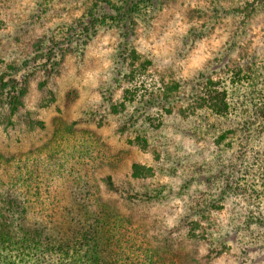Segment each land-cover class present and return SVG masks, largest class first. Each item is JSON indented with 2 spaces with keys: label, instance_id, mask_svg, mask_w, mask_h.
I'll return each instance as SVG.
<instances>
[{
  "label": "rangeland",
  "instance_id": "rangeland-1",
  "mask_svg": "<svg viewBox=\"0 0 264 264\" xmlns=\"http://www.w3.org/2000/svg\"><path fill=\"white\" fill-rule=\"evenodd\" d=\"M93 1L0 0V75L28 80L24 108L11 117L6 109L0 111V204L17 199L25 209L33 206L29 219L46 221L55 214L51 203L68 205L88 190L90 197L114 209L113 219L128 230L124 236L142 242L132 251L121 245L131 264H149L163 253L177 264H264V121H254L253 130L258 127L261 133L250 131L247 144L239 133L226 134L217 144L230 122L196 111L187 97L208 77L229 85L235 70L242 75L253 70L257 81L263 78L264 10L247 18V0H155L159 4L136 20L126 39L110 23L90 40L70 38L67 27ZM125 44L135 50L136 61L122 55ZM48 50L62 60L58 74L47 78L41 58ZM173 84L178 91L163 103V91ZM111 106L119 108L117 113ZM205 124L217 131L207 132ZM239 157H251L235 167L247 201L214 195L221 209L199 223L189 240L181 239L185 232L175 228L186 196L174 194L161 205H130L104 184L110 176L116 185L175 190L196 162L218 161L228 167ZM134 164L149 169L145 177L132 178ZM204 193L196 198L207 199ZM255 217L259 225L251 222ZM229 223L236 232L226 229ZM210 232L214 238L229 235L219 256L207 246ZM165 236L176 251L157 246L154 237L161 243ZM149 249L150 254L141 253ZM8 251L0 256H16Z\"/></svg>",
  "mask_w": 264,
  "mask_h": 264
},
{
  "label": "trees",
  "instance_id": "trees-1",
  "mask_svg": "<svg viewBox=\"0 0 264 264\" xmlns=\"http://www.w3.org/2000/svg\"><path fill=\"white\" fill-rule=\"evenodd\" d=\"M154 1L94 0L86 10V14L67 27L68 35L76 41H87L95 35L98 28L110 23L119 28L120 31H124L125 33L122 34L123 38L126 39L128 32L133 33L136 20L143 18L145 14H149L159 4ZM244 8L247 11V18L253 17L264 10V0H247ZM126 45L121 52L122 55L132 62L136 61L138 58L135 50H131ZM43 53H45L46 58H41V61H44L42 70L46 77L58 74L57 69L62 60V55L58 57L54 55L52 50ZM250 71L245 75H242L241 70L233 71L229 78V85L221 84L219 80L208 77L204 82L198 84L199 88L197 87L191 95L187 96L191 102L190 105L196 111H206L215 118L230 122L231 128L219 134L216 139L217 144L225 139L226 134L234 135L237 133L242 135V139L247 144L251 138L250 131L255 127L254 121L257 119L264 121V87L258 89L260 88L258 82L264 84V76L257 81L259 74L257 75V72L253 70ZM130 75L134 76L132 73ZM27 81V76L23 75L18 77L13 74L9 75V73L0 75L1 112L6 109L9 117H11L24 108L23 98L27 93ZM235 86L238 88L245 86V88L238 90ZM178 89L177 84L168 86L163 91V103H169L173 97L172 94ZM174 97L181 98L178 94ZM182 97L186 98V96ZM128 101L130 103L134 101L133 97L129 96ZM121 107L124 108L125 105H121ZM111 109L117 113L119 108L111 106ZM135 121L133 120L126 128L132 129ZM204 127L207 132L217 131L214 126L208 124H205ZM253 132H257V135L261 133V131L258 132V127ZM141 141L146 142L144 139ZM252 158H256V156ZM250 160L251 157L248 160L239 157L235 163H229L228 167L223 166V163L219 164L218 161L205 163L201 160L200 163L196 162L192 166L193 172L187 173L184 177L187 180L183 182V185L178 186L175 190L171 188L174 192L166 185L155 187L144 184L134 186L130 183L126 186L116 185L110 176L104 179V184L109 193L117 196L121 202L130 205H161L160 202L165 199L169 200V197L174 194L186 196L187 200L181 198L180 214L176 216L175 228L177 231L183 230L185 232L179 234L181 239L189 240L195 238L192 235L199 223L208 221L213 210L221 209L222 203L219 202L221 200L214 201V195H220L221 198L226 197V195H228L227 198L232 195L242 196L244 201H247V194H245L247 191L242 188L241 182L235 178V167ZM212 165H214L215 170H212ZM145 171L148 172L149 169L134 164L131 176L133 179L143 178L146 176ZM195 185H201L207 190V199L199 200L196 198V194L199 196L206 190L202 192L193 191ZM90 196H92L91 192L87 190L84 198L74 200L68 205L51 203L49 208L55 214H49L46 221L35 218L29 219L28 214L32 211L33 206L25 209V205L17 199H9L0 204V253L9 250L8 252L16 255L14 258L0 256V264H129L131 259L125 254L121 245L124 244L132 251L138 243L142 244V242L124 236L122 232L128 230L123 226L121 220L119 223L115 221L116 218L112 214L114 209L104 200H95ZM251 222L259 225L261 220L259 217H255ZM125 225L129 226L131 222L126 220ZM230 227L231 223L226 229H232ZM236 230L232 229L235 232ZM15 231L19 232V235ZM210 233L205 237L207 246L211 248L210 252L219 256L225 249L226 244L224 242L226 241L224 240L229 235L227 233L218 234L214 238L212 232ZM154 239L157 246L163 249L162 251L171 253L176 251V249H172L173 245L169 244L170 240L166 236L161 243L158 242L157 237ZM151 251L152 249L143 250L141 253L150 254ZM153 253H155L154 250ZM156 257L155 260H150L149 264H177L172 259L165 258L164 253ZM136 258V260L139 259V257Z\"/></svg>",
  "mask_w": 264,
  "mask_h": 264
}]
</instances>
